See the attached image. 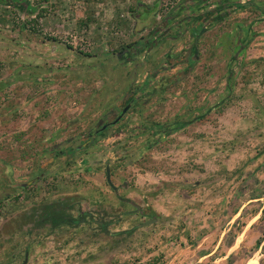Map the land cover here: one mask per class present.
Segmentation results:
<instances>
[{
	"label": "rangeland",
	"instance_id": "374dc122",
	"mask_svg": "<svg viewBox=\"0 0 264 264\" xmlns=\"http://www.w3.org/2000/svg\"><path fill=\"white\" fill-rule=\"evenodd\" d=\"M226 1L0 0V264L264 255V11L243 31L174 15ZM39 153L43 177L13 185ZM56 209L90 218L51 226Z\"/></svg>",
	"mask_w": 264,
	"mask_h": 264
},
{
	"label": "flooded vegetation",
	"instance_id": "af4514ba",
	"mask_svg": "<svg viewBox=\"0 0 264 264\" xmlns=\"http://www.w3.org/2000/svg\"><path fill=\"white\" fill-rule=\"evenodd\" d=\"M201 2V1H200ZM227 2V1H226ZM225 2V3H226ZM229 4H227V5H231V1H229L228 2ZM241 4H243L244 6H245V4H246V2H242ZM200 5H203L202 3H200ZM200 5H197V6H200ZM226 5V6H227ZM204 6H206V5H204ZM208 6V5H207ZM215 17H217V16H215ZM215 21H216V18H214V19H211L210 20V22H209V25L213 22V23H215ZM206 28V27H205ZM200 30V32L198 33V35L202 32V30H203V28H199ZM198 37V36H197ZM127 109H128V106L126 105L125 107H123L122 109H120L119 110V112L117 113V115L114 117V119L112 120V121H107V120H105L104 121V118H101L99 121H98V123H97V125L93 128V129H91V130H89V132L84 136L85 138L82 140V142L77 146L78 148H83V147H85V146H87L89 143H91V141L95 138V137H98V136H101V135H103L107 130H108V128L112 125V124H116L120 119H121V116L123 115V114H125V112L127 111ZM112 112H110L109 114H111ZM54 136V135H53ZM52 136V137H53ZM56 136V135H55ZM69 142H72V138L71 139H69ZM56 146V145H55ZM70 150H71V148H69ZM54 151V150H53ZM52 151V153H53V155H50V158L49 159H54V157H55V154H54V152ZM44 154L43 153H39V154H37V157L35 156V158H36V161H35V163H34V167L31 169V171H28V172H37L34 176H30L28 179L29 180H27L26 182H23V183H15V184H13V185H16V186H19V187H21V188H26V187H28V186H31V185H33L35 182H37V181H39L42 177H43V172H42V169L45 167V164H43V163H41V162H39V160H41L42 158V156H43ZM48 161H50V160H48ZM40 170V171H39ZM37 176H39V178L36 180V181H34L33 183H31V184H28V185H26V186H22V184H25V183H27L28 181H30V180H32V179H34V178H36ZM107 180V179H106ZM111 180V179H110ZM112 182V181H111ZM109 184V183H108ZM113 184V183H112ZM110 185V184H109ZM111 188H113V189H116V186L113 184V186H111ZM55 207V206H54ZM54 214L53 215H51L50 216V218L52 217V219H51V226L53 225V226H57V225H62V224H69V223H74V224H81V223H85L87 220H89V218H90V213H84V214H82V216L79 218V219H73V218H68L67 216H65L64 214H62L60 211H58L57 209H56V211H54L53 212ZM55 218V219H54ZM97 223H98V225L100 226V227H102L103 229L105 228V227H103V222L102 221H100V220H97ZM25 259V258H24ZM24 261V260H23Z\"/></svg>",
	"mask_w": 264,
	"mask_h": 264
},
{
	"label": "crops",
	"instance_id": "0c3cea01",
	"mask_svg": "<svg viewBox=\"0 0 264 264\" xmlns=\"http://www.w3.org/2000/svg\"><path fill=\"white\" fill-rule=\"evenodd\" d=\"M222 1V0H221ZM231 1V5H224V6H176V9L174 11L175 12V17L176 15L179 13V10L184 9V8H188V12L187 15L181 19L178 20L176 22H180L181 23H185L186 25L190 26L191 30H194L196 27L198 26H211L209 25V22L211 19L214 18H224L227 17L232 13H235L234 17H240L239 20L237 21V25L241 28V30L243 31L244 28H246V30H249V24L247 22H244L243 17H247L249 13H251V11L246 10V9H250V10H255V11H264V6H261L258 2V6H256V3H252V2H246V4H255V6H244L243 4H241V0H230ZM224 2V1H223ZM228 2V1H227ZM226 2V3H227ZM225 3V4H226ZM224 4V3H223ZM263 4V3H262ZM247 11H249V13L247 14ZM190 13H192L193 15H191ZM228 15H225L227 14ZM217 16V17H215ZM197 18V19H196ZM172 22V20H170ZM213 23V22H212ZM172 25V23H170ZM215 25V24H214ZM213 25V26H214ZM244 36H246V34H244Z\"/></svg>",
	"mask_w": 264,
	"mask_h": 264
},
{
	"label": "water",
	"instance_id": "95a60500",
	"mask_svg": "<svg viewBox=\"0 0 264 264\" xmlns=\"http://www.w3.org/2000/svg\"><path fill=\"white\" fill-rule=\"evenodd\" d=\"M38 178H39V176H37L36 178H34V179L28 181V182L25 183V184H22V186H26V185H28V184H31V183H33L34 181H36ZM106 179H107V182L110 184V186H113V184H112V182H111V180H110V177H109L108 170H106ZM26 263H27V254L25 255V259H24V261L22 262V264H26ZM194 264H202V263H200V262H196V263H194ZM209 264H211V263H209Z\"/></svg>",
	"mask_w": 264,
	"mask_h": 264
},
{
	"label": "bare ground",
	"instance_id": "6f19581e",
	"mask_svg": "<svg viewBox=\"0 0 264 264\" xmlns=\"http://www.w3.org/2000/svg\"><path fill=\"white\" fill-rule=\"evenodd\" d=\"M250 264H264V255L255 256L249 261Z\"/></svg>",
	"mask_w": 264,
	"mask_h": 264
},
{
	"label": "trees",
	"instance_id": "16d2710c",
	"mask_svg": "<svg viewBox=\"0 0 264 264\" xmlns=\"http://www.w3.org/2000/svg\"><path fill=\"white\" fill-rule=\"evenodd\" d=\"M12 2L14 3V1H12ZM227 4H229V3H228V2H227L226 4L224 3L223 6H224V5H227ZM187 6H188V5H187ZM145 11H146V12H145ZM143 12H144V13H147V10H144V9H143ZM144 13H143L142 15H139V14H138V15H135V13H133V16L136 17V18H138V16H139V19H144V18H143V17H145V16H144V15H145Z\"/></svg>",
	"mask_w": 264,
	"mask_h": 264
}]
</instances>
